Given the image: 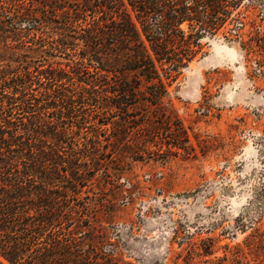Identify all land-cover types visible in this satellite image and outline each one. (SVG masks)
I'll return each mask as SVG.
<instances>
[{"label":"trees","instance_id":"obj_1","mask_svg":"<svg viewBox=\"0 0 264 264\" xmlns=\"http://www.w3.org/2000/svg\"><path fill=\"white\" fill-rule=\"evenodd\" d=\"M240 3L0 0V264H126L96 220L106 199L80 202L83 188L99 167L150 151L172 121L170 86L205 33L243 23ZM171 137L193 149L182 124ZM251 228L233 254L264 264V215Z\"/></svg>","mask_w":264,"mask_h":264},{"label":"rangeland","instance_id":"obj_2","mask_svg":"<svg viewBox=\"0 0 264 264\" xmlns=\"http://www.w3.org/2000/svg\"><path fill=\"white\" fill-rule=\"evenodd\" d=\"M233 15L243 23L205 33L170 86L172 121L150 151L99 167L83 188L80 202L106 199L96 220L107 251L126 264H257L233 252L264 215V0H241ZM177 123L192 150L169 144ZM204 246L212 255L197 254Z\"/></svg>","mask_w":264,"mask_h":264}]
</instances>
